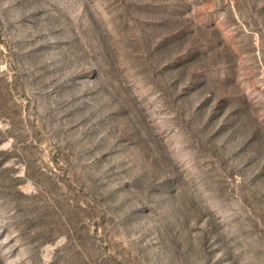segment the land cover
<instances>
[{"label": "rangeland", "instance_id": "1", "mask_svg": "<svg viewBox=\"0 0 264 264\" xmlns=\"http://www.w3.org/2000/svg\"><path fill=\"white\" fill-rule=\"evenodd\" d=\"M0 264H264V0H0Z\"/></svg>", "mask_w": 264, "mask_h": 264}]
</instances>
